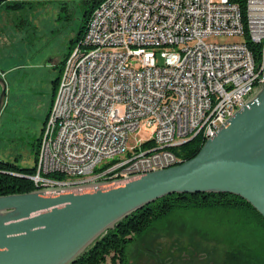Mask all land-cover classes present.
<instances>
[{
	"label": "built area",
	"instance_id": "2783aa9c",
	"mask_svg": "<svg viewBox=\"0 0 264 264\" xmlns=\"http://www.w3.org/2000/svg\"><path fill=\"white\" fill-rule=\"evenodd\" d=\"M101 0L63 58L27 176L36 187L73 191L120 183L179 162L170 146L211 136L264 83V0ZM238 39L211 40V36ZM156 57L160 59L156 61ZM77 68V85H70ZM70 97V105H63ZM63 118L60 134L48 125ZM140 126L149 137L129 145ZM147 140V142H145ZM127 148L126 158L108 153ZM100 181L52 184L88 173ZM59 174V175H58Z\"/></svg>",
	"mask_w": 264,
	"mask_h": 264
},
{
	"label": "water",
	"instance_id": "95a60500",
	"mask_svg": "<svg viewBox=\"0 0 264 264\" xmlns=\"http://www.w3.org/2000/svg\"><path fill=\"white\" fill-rule=\"evenodd\" d=\"M5 80L0 72V109ZM172 192H228L264 219V83L196 153L126 181L0 195V264H70L127 214Z\"/></svg>",
	"mask_w": 264,
	"mask_h": 264
},
{
	"label": "trees",
	"instance_id": "16d2710c",
	"mask_svg": "<svg viewBox=\"0 0 264 264\" xmlns=\"http://www.w3.org/2000/svg\"><path fill=\"white\" fill-rule=\"evenodd\" d=\"M28 1L0 0V6L18 9ZM100 1L79 0L80 23L68 40V48L80 42L78 39L84 34L86 19ZM237 1L243 5L242 0ZM58 77L51 80L50 101ZM38 138L31 165L21 166L13 160L0 158V195L36 188L27 175L34 171ZM202 142L203 139L195 135L170 146V149L182 161L193 156ZM103 169L104 163L94 170V174ZM49 175L57 181L68 179L59 174ZM188 216L192 218L189 220ZM163 237L172 241L166 249L159 242ZM133 250L150 257L157 264H182L184 261L264 264V219L246 200L233 193H167L136 208L106 229L70 264H128L129 253ZM176 250L177 256L174 257Z\"/></svg>",
	"mask_w": 264,
	"mask_h": 264
},
{
	"label": "rangeland",
	"instance_id": "374dc122",
	"mask_svg": "<svg viewBox=\"0 0 264 264\" xmlns=\"http://www.w3.org/2000/svg\"><path fill=\"white\" fill-rule=\"evenodd\" d=\"M80 14L79 0H29L18 9L0 6V70L6 85L0 110V158L21 166L32 164L35 142L50 103L51 80L60 73L61 60L69 38L79 26ZM208 39L231 41L238 36ZM156 61L160 59L156 57ZM149 134L148 128L140 126L129 134L127 143L132 145ZM81 179L70 177L68 185ZM159 242L164 249L172 244L166 237ZM129 254L128 264H157L134 250Z\"/></svg>",
	"mask_w": 264,
	"mask_h": 264
},
{
	"label": "bare ground",
	"instance_id": "6f19581e",
	"mask_svg": "<svg viewBox=\"0 0 264 264\" xmlns=\"http://www.w3.org/2000/svg\"><path fill=\"white\" fill-rule=\"evenodd\" d=\"M87 32H88V25H86L83 35H86ZM81 50H82V41H80L76 46L73 45V51H81ZM77 82H78L77 68H70L69 83L70 85H77ZM63 105H70V97H63ZM62 129H63V118H56L55 121H53L52 125H48V133L60 134ZM126 157H127V148L115 149L113 150V152L108 153V160H115L117 158H126ZM176 159L178 158L176 157ZM102 163L104 162L95 161L94 167H88V173L62 174L63 176L68 178L63 181L53 180V178L55 177H52V184L58 186L68 185L70 177H82V179L80 180L82 182L74 183L71 185L87 186L88 184H91L93 182H98L100 181V175L103 174V171L98 174H95L92 177L91 175L94 174V170H96ZM149 170H152V168H142V174ZM61 187H67V186H61Z\"/></svg>",
	"mask_w": 264,
	"mask_h": 264
},
{
	"label": "crops",
	"instance_id": "0c3cea01",
	"mask_svg": "<svg viewBox=\"0 0 264 264\" xmlns=\"http://www.w3.org/2000/svg\"><path fill=\"white\" fill-rule=\"evenodd\" d=\"M0 72H1V70H0ZM1 110V109H0Z\"/></svg>",
	"mask_w": 264,
	"mask_h": 264
}]
</instances>
